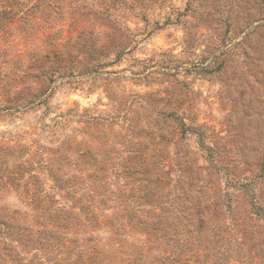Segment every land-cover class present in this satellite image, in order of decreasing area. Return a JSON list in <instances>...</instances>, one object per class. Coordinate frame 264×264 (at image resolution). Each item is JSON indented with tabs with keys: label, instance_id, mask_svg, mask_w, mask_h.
<instances>
[{
	"label": "rangeland",
	"instance_id": "374dc122",
	"mask_svg": "<svg viewBox=\"0 0 264 264\" xmlns=\"http://www.w3.org/2000/svg\"><path fill=\"white\" fill-rule=\"evenodd\" d=\"M65 2L53 4L52 27L42 33H72L69 21L59 17ZM263 15L264 0L119 4L110 38L130 37L126 50L115 60V50L99 56L105 64L93 79L85 71L89 57L79 55L73 69L80 75L57 79L45 106L0 119V144L21 164L20 183L36 176L28 188L60 199L59 189L51 187L57 170L63 180L71 178L66 189L75 197L92 189L128 193L137 174L125 176L133 171L126 166L144 162L150 175L157 173L154 188H162L168 204L173 192L184 209L200 204L204 230L187 234L193 226L167 209L177 236L130 237L120 245L130 254L118 252V259L109 257L111 264H264ZM37 45L22 39L10 49L23 56ZM72 177L79 182L70 186ZM21 189L1 188L0 207L41 221ZM106 215L111 210H99V219ZM76 231L103 238L81 224ZM56 254H45L48 264L61 262Z\"/></svg>",
	"mask_w": 264,
	"mask_h": 264
},
{
	"label": "trees",
	"instance_id": "16d2710c",
	"mask_svg": "<svg viewBox=\"0 0 264 264\" xmlns=\"http://www.w3.org/2000/svg\"><path fill=\"white\" fill-rule=\"evenodd\" d=\"M63 1L0 0V39L6 44V47L0 49V119L11 120L18 113L45 106L57 79L66 77L71 80L80 75L79 70L75 72L73 69L76 66L74 61L79 63V55L89 57L85 71L87 77L93 79L98 69L105 64L99 60V56L107 57L109 51L115 50V60L130 44V37H125L127 41H122L119 36L110 38L113 33L110 29L115 23L111 18L112 12L119 4H126V0H66L59 17L63 22L69 21L72 33L66 37L57 29L42 33L44 27H52L53 4ZM114 30L123 34L118 28ZM102 35L110 39L104 41ZM22 39L38 45L22 56L10 49L15 41ZM78 80L82 82L81 79L76 81ZM13 157L7 146L0 144V189L15 186L19 190L23 186L20 195L32 206L41 221L36 219L32 223L20 216L16 209L7 211L0 207V264H48L50 257L45 256L48 252L60 254L61 262L56 264H111L109 257L118 259V252L130 254L120 248L130 237L139 239L144 236L146 240H156L177 236L179 231L170 227L167 209L173 213L176 211L178 217L188 223L186 227L193 226L192 230L188 229L187 234H201L204 230L205 215L200 204L182 208L180 197L173 190L169 191L174 195L168 204L162 188H154L160 179H152L158 175H150L147 163H130L126 166V170L132 168L133 171L125 176L137 174V185L128 193L113 190L106 193L104 190L92 189L82 191L83 196L80 197H75L66 189L71 178L63 180L59 172L54 170V185L51 187H57L61 196L56 199L34 185L28 188V184L36 176L30 175L20 183L21 164L15 163ZM10 161L12 169L9 170L6 163ZM101 178L94 177L98 180ZM78 182V178L72 177L70 186ZM36 183L38 182L35 181V186ZM108 202L113 204L108 205ZM75 207L78 210L72 211ZM102 208L111 210L112 215L99 219L98 212ZM175 218L177 217L171 221ZM79 223L83 230L85 227L97 229L103 238H93L84 233L79 237L76 231ZM34 224L39 227L33 228ZM45 225L49 226V230H46ZM107 239L117 242L119 247H113ZM31 251L32 255L27 258L26 255ZM41 254L44 259L40 258Z\"/></svg>",
	"mask_w": 264,
	"mask_h": 264
}]
</instances>
